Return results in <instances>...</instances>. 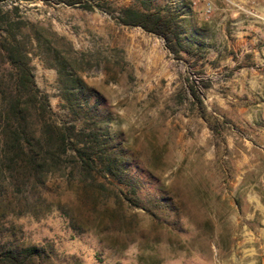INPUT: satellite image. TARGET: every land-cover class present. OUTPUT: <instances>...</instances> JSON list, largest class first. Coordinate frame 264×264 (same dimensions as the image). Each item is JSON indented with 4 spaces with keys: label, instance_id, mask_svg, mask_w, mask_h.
Returning a JSON list of instances; mask_svg holds the SVG:
<instances>
[{
    "label": "rangeland",
    "instance_id": "1",
    "mask_svg": "<svg viewBox=\"0 0 264 264\" xmlns=\"http://www.w3.org/2000/svg\"><path fill=\"white\" fill-rule=\"evenodd\" d=\"M87 1L0 0V14L37 32L28 63L53 121L69 120L60 63L92 90L88 103L108 117L99 138L122 173L87 180L68 157L35 186L0 180L1 248H36L23 264H264V140L254 134L264 111L255 93L230 90V68L206 70L238 52L229 33L257 18L256 3L148 0L191 50L174 56L159 35L117 22L138 2Z\"/></svg>",
    "mask_w": 264,
    "mask_h": 264
},
{
    "label": "trees",
    "instance_id": "2",
    "mask_svg": "<svg viewBox=\"0 0 264 264\" xmlns=\"http://www.w3.org/2000/svg\"><path fill=\"white\" fill-rule=\"evenodd\" d=\"M49 1V0H42ZM65 5H78L89 9L87 0H51ZM141 8L126 6L117 12L120 24L139 26L147 32L159 35L168 52L177 56L180 51L191 53L179 39L175 19L162 15L159 7L152 8L148 0H133ZM2 24L5 27L2 28ZM32 25L9 20L0 14V180L9 178L18 190L19 176L27 178L32 186L42 183L48 171L58 169L71 158L73 167L84 179L93 180L92 173L100 171L119 178L123 162L112 150H108L99 138L101 122L107 115L87 99L92 90L80 76L57 67V86L65 101L69 120L57 123L50 118L47 99L36 87L29 66L28 45L37 39ZM206 86L207 84H203ZM192 98L196 91L189 86ZM260 141L263 136L254 133ZM98 167V169H96ZM131 191L134 186L129 185ZM38 250L27 247L22 252L1 248L0 264H23Z\"/></svg>",
    "mask_w": 264,
    "mask_h": 264
},
{
    "label": "crops",
    "instance_id": "3",
    "mask_svg": "<svg viewBox=\"0 0 264 264\" xmlns=\"http://www.w3.org/2000/svg\"><path fill=\"white\" fill-rule=\"evenodd\" d=\"M236 1V0H234ZM256 3V9L259 13L256 19H252L250 23L245 25L236 23L233 30L229 33L233 35V43L236 53L219 56L216 59L210 55V59L216 61L214 65L206 66V70L212 74L220 73L230 68V75L227 77V85L230 90L235 92H245L248 90L255 93L258 102L255 103V110L258 113L264 111V0H253ZM254 22V23H252ZM258 22L259 24H255ZM223 24H221L222 29ZM226 37V35H224ZM227 42V46L230 45ZM247 51L249 54H247ZM234 54V57H233ZM205 55L204 59H207ZM251 61L249 65L244 62ZM249 67V68H248ZM222 110L228 111V105H221ZM237 112L244 111L245 108H236ZM249 115V113H247ZM260 132L254 131L259 136H263Z\"/></svg>",
    "mask_w": 264,
    "mask_h": 264
},
{
    "label": "built area",
    "instance_id": "4",
    "mask_svg": "<svg viewBox=\"0 0 264 264\" xmlns=\"http://www.w3.org/2000/svg\"><path fill=\"white\" fill-rule=\"evenodd\" d=\"M209 1H210V0H207V1H206V5H207V6L209 5Z\"/></svg>",
    "mask_w": 264,
    "mask_h": 264
}]
</instances>
